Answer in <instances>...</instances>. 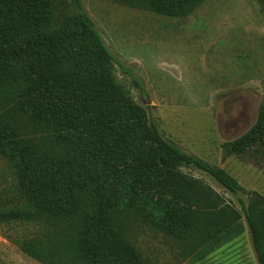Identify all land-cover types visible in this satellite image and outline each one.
I'll return each mask as SVG.
<instances>
[{"label":"trees","instance_id":"1","mask_svg":"<svg viewBox=\"0 0 264 264\" xmlns=\"http://www.w3.org/2000/svg\"><path fill=\"white\" fill-rule=\"evenodd\" d=\"M117 1L179 17L204 0ZM70 5L0 0V227L16 230L11 241L41 264H182L235 239L245 216L264 264V196L240 197L242 213L186 171L246 192L162 134L118 79L82 0ZM259 142L264 104L228 153ZM159 243L174 251L157 258Z\"/></svg>","mask_w":264,"mask_h":264},{"label":"rangeland","instance_id":"2","mask_svg":"<svg viewBox=\"0 0 264 264\" xmlns=\"http://www.w3.org/2000/svg\"><path fill=\"white\" fill-rule=\"evenodd\" d=\"M57 2L63 9L72 8L71 0ZM82 3L115 57L118 79L134 101L149 110L162 134L224 168L246 192L234 195L206 173L186 171L205 180L242 213L240 197L252 191L264 196V144L228 153L231 143L255 125L264 104L260 3L204 0L179 17L117 0ZM5 174L0 161L2 185ZM242 223V233L228 244L217 242L202 261L182 264H260L245 216ZM15 235L16 230L0 227V264H41L11 241ZM155 248L154 255L162 259L174 251L160 243Z\"/></svg>","mask_w":264,"mask_h":264}]
</instances>
